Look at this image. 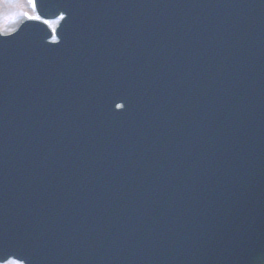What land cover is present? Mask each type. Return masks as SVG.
Returning <instances> with one entry per match:
<instances>
[{
    "label": "water",
    "instance_id": "obj_1",
    "mask_svg": "<svg viewBox=\"0 0 264 264\" xmlns=\"http://www.w3.org/2000/svg\"><path fill=\"white\" fill-rule=\"evenodd\" d=\"M37 5L62 44L0 36V257L264 264V0Z\"/></svg>",
    "mask_w": 264,
    "mask_h": 264
},
{
    "label": "rangeland",
    "instance_id": "obj_2",
    "mask_svg": "<svg viewBox=\"0 0 264 264\" xmlns=\"http://www.w3.org/2000/svg\"><path fill=\"white\" fill-rule=\"evenodd\" d=\"M26 6L25 0H0V29L3 32L14 30L26 16Z\"/></svg>",
    "mask_w": 264,
    "mask_h": 264
},
{
    "label": "snow or ice",
    "instance_id": "obj_3",
    "mask_svg": "<svg viewBox=\"0 0 264 264\" xmlns=\"http://www.w3.org/2000/svg\"><path fill=\"white\" fill-rule=\"evenodd\" d=\"M5 258L4 257H0V260H4ZM6 264H14V262L12 261H7Z\"/></svg>",
    "mask_w": 264,
    "mask_h": 264
}]
</instances>
